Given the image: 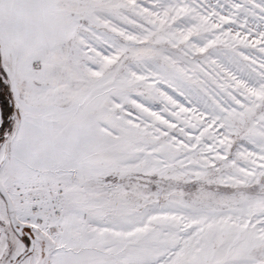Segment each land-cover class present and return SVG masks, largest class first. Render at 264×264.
Instances as JSON below:
<instances>
[{
	"label": "snow or ice",
	"instance_id": "obj_1",
	"mask_svg": "<svg viewBox=\"0 0 264 264\" xmlns=\"http://www.w3.org/2000/svg\"><path fill=\"white\" fill-rule=\"evenodd\" d=\"M0 264H264V0H0Z\"/></svg>",
	"mask_w": 264,
	"mask_h": 264
}]
</instances>
